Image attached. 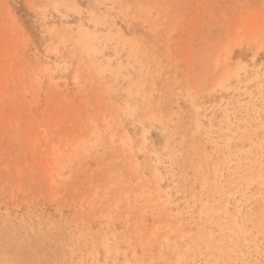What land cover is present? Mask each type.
<instances>
[{"label":"rangeland","instance_id":"374dc122","mask_svg":"<svg viewBox=\"0 0 264 264\" xmlns=\"http://www.w3.org/2000/svg\"><path fill=\"white\" fill-rule=\"evenodd\" d=\"M0 264H264V0H0Z\"/></svg>","mask_w":264,"mask_h":264}]
</instances>
